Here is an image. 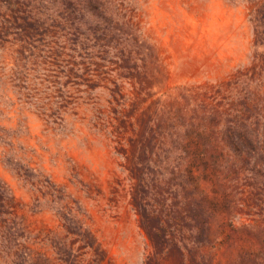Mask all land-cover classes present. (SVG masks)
I'll return each instance as SVG.
<instances>
[{
    "label": "rangeland",
    "instance_id": "rangeland-1",
    "mask_svg": "<svg viewBox=\"0 0 264 264\" xmlns=\"http://www.w3.org/2000/svg\"><path fill=\"white\" fill-rule=\"evenodd\" d=\"M0 264H264V0H0Z\"/></svg>",
    "mask_w": 264,
    "mask_h": 264
}]
</instances>
